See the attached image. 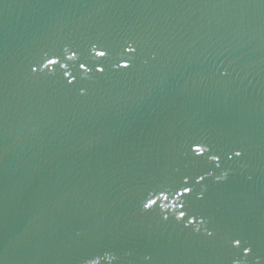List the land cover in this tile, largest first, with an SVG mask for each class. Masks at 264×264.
Returning <instances> with one entry per match:
<instances>
[{"label":"water","instance_id":"water-1","mask_svg":"<svg viewBox=\"0 0 264 264\" xmlns=\"http://www.w3.org/2000/svg\"><path fill=\"white\" fill-rule=\"evenodd\" d=\"M94 259L264 264V0H0V264Z\"/></svg>","mask_w":264,"mask_h":264},{"label":"snow or ice","instance_id":"snow-or-ice-1","mask_svg":"<svg viewBox=\"0 0 264 264\" xmlns=\"http://www.w3.org/2000/svg\"><path fill=\"white\" fill-rule=\"evenodd\" d=\"M128 51H135V49H128ZM94 55H95L96 57H105V56L107 55V53H106V51H95V52H94ZM76 56H77V53H76L75 51H72V52H71V55H69V56L67 57V59H68V60H72V59H74ZM48 63H49V64H53V65H55V64L59 63V60H56V59H50V60H48ZM120 66H121V67H124V68H127V67H128V64H127V63H124V64H122V65H120ZM61 67H63V68L66 69V68H67V65H61ZM79 67H80L81 69H84V68L86 67V65H85L84 63H80V64H79ZM96 71H98V72H103L104 69H103V68H97ZM64 75H65V76H70V75H72V74H71L70 72H68V71L65 70ZM72 79H75V77L73 76ZM68 82L71 83V80H69ZM193 151H194L195 154H197V155H203L204 152H205V149L202 148V147H200L199 145H197V146L193 149ZM236 155L239 156L240 153L237 152ZM212 159H213V160H216V161L218 162V161H219V156H214V157H212ZM200 179L202 180V179H204V177L201 176ZM186 184H187V181H185V185H186ZM182 187H183V191H182V192H176V193H175V196H176V197H181V196H183L185 193H189V192L192 191V189L189 188V187H187V186H182ZM168 199H169V196H168L167 194H165L163 191H161L158 195H156V197H155L154 199H153V198H149V199L147 200V202L145 203L144 207H145V208H151L152 206L156 205L157 202H158L159 200H165V201H166V200H168ZM173 206H175V205H173ZM161 207H164V205L161 204ZM179 207H180L181 209H183V208H184V205H183V204H180ZM185 215H186V214H185L184 211H180V212H179V216H180V217H185ZM165 219H167V217H165ZM234 244H235L236 246H241V240H240V239H235V240H234ZM243 251H244L245 253H248V252L251 251V249L245 245V246L243 247ZM90 264H99V261L94 259V260H92V261L90 262Z\"/></svg>","mask_w":264,"mask_h":264}]
</instances>
